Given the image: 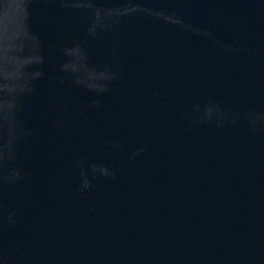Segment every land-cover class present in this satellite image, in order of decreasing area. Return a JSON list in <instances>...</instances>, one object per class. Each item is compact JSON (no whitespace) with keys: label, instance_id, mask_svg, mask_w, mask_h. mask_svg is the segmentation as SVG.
Here are the masks:
<instances>
[{"label":"water","instance_id":"water-1","mask_svg":"<svg viewBox=\"0 0 264 264\" xmlns=\"http://www.w3.org/2000/svg\"><path fill=\"white\" fill-rule=\"evenodd\" d=\"M0 264H264V0H0Z\"/></svg>","mask_w":264,"mask_h":264}]
</instances>
